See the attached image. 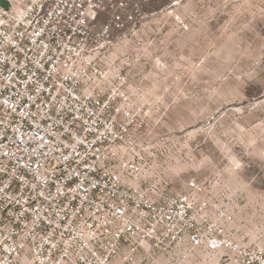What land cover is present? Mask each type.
<instances>
[{"label": "built area", "instance_id": "1", "mask_svg": "<svg viewBox=\"0 0 264 264\" xmlns=\"http://www.w3.org/2000/svg\"><path fill=\"white\" fill-rule=\"evenodd\" d=\"M129 0H0V264H264L225 192L148 185Z\"/></svg>", "mask_w": 264, "mask_h": 264}, {"label": "rangeland", "instance_id": "2", "mask_svg": "<svg viewBox=\"0 0 264 264\" xmlns=\"http://www.w3.org/2000/svg\"><path fill=\"white\" fill-rule=\"evenodd\" d=\"M129 4L143 14L145 46L129 45L125 59L145 87L146 184L174 192L190 176L214 182L234 235L264 245V0Z\"/></svg>", "mask_w": 264, "mask_h": 264}]
</instances>
